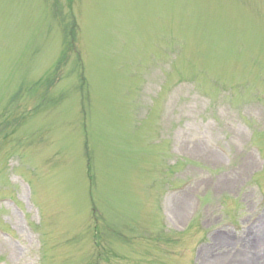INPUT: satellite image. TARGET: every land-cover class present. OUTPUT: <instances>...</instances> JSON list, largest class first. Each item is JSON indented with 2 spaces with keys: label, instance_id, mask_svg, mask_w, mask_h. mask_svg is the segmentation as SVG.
<instances>
[{
  "label": "rangeland",
  "instance_id": "obj_1",
  "mask_svg": "<svg viewBox=\"0 0 264 264\" xmlns=\"http://www.w3.org/2000/svg\"><path fill=\"white\" fill-rule=\"evenodd\" d=\"M262 196L264 0H0V264H201Z\"/></svg>",
  "mask_w": 264,
  "mask_h": 264
},
{
  "label": "bare ground",
  "instance_id": "obj_2",
  "mask_svg": "<svg viewBox=\"0 0 264 264\" xmlns=\"http://www.w3.org/2000/svg\"><path fill=\"white\" fill-rule=\"evenodd\" d=\"M179 211V210H178ZM263 226L254 227L250 232V239L245 242L244 247L238 252L215 253L214 251L202 250L201 264H264V243L262 240ZM214 243L228 242L227 237L214 236Z\"/></svg>",
  "mask_w": 264,
  "mask_h": 264
}]
</instances>
